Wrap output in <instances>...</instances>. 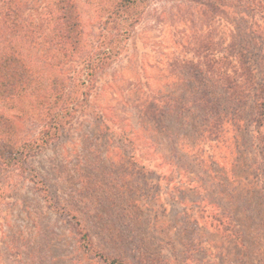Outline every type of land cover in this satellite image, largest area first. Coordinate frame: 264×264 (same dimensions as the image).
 Instances as JSON below:
<instances>
[{
    "label": "rangeland",
    "instance_id": "1",
    "mask_svg": "<svg viewBox=\"0 0 264 264\" xmlns=\"http://www.w3.org/2000/svg\"><path fill=\"white\" fill-rule=\"evenodd\" d=\"M24 1V44L41 81L12 104L0 102V111L25 143L43 129L53 75L80 104L59 138L29 151L22 165L7 163L10 149L0 143V264H108L83 249L79 227L125 264H264V143L255 109L211 131L197 108L181 107L192 105L197 77L179 68L204 61L198 40L228 43L233 28L259 34L261 0L248 17L229 12L222 23L207 0H150L130 34L126 15H110L118 0H77L82 50L116 45L91 88L82 84L84 60L49 58L55 0Z\"/></svg>",
    "mask_w": 264,
    "mask_h": 264
},
{
    "label": "trees",
    "instance_id": "2",
    "mask_svg": "<svg viewBox=\"0 0 264 264\" xmlns=\"http://www.w3.org/2000/svg\"><path fill=\"white\" fill-rule=\"evenodd\" d=\"M23 1L0 0V102L7 104H12L18 97L36 88L41 81L38 61L28 51L26 52L27 46L26 43L24 44L30 33H28L27 27L25 28L27 19L24 15L28 3ZM149 1L118 0L110 15L115 18L117 14L126 15L122 28L126 29V32L129 31L130 34L135 23H138L141 18L138 15L141 14L144 7H147ZM261 2L262 5L258 4L263 7L255 9V11L262 14L260 18L264 22L263 0ZM207 3L209 4L207 7L212 8L215 21L222 23L227 21L229 12L239 18L241 17L238 16L239 14L248 17L247 13L253 10L255 1L207 0ZM132 11L134 13H131ZM49 14L50 45L53 53L56 54L50 55L49 58L52 59L55 56L54 59L60 58L64 61H72L75 58L84 60V71H88V73L87 79H83L82 84H86L87 81L88 87L91 88L96 81L97 74L105 67L107 60L115 50L116 45H114L113 39L105 44L106 47L101 53L91 54L82 50L84 30L77 0H55L49 7ZM130 18H134V20L129 22ZM241 19L244 18L241 17ZM33 22H30L29 26H33ZM256 24L259 26L261 23L257 20ZM231 31L228 43L217 37L198 40L196 50L199 55H203L204 61L201 64L179 66V68H189V72H193L197 77L196 94L193 97L192 105H190L191 100H187L182 101L181 107L187 111H195L197 108L202 114L203 122H206V127L212 131L213 127L218 130L224 124H239L242 111L246 107L253 106L255 121L263 130L261 141L264 143V75L262 79L257 77L256 63L258 64L259 61L254 58L256 56L255 49L261 45L264 48V26L259 34L254 33L253 30L250 33L248 31L243 33L233 28ZM261 57L263 58V53ZM258 65L264 69V64L259 63ZM176 69L178 70V67ZM73 87L75 92L76 85ZM213 90H218L215 91L216 95L214 96L212 95ZM50 97L52 103L46 105L43 110L47 119L40 136L33 141L21 143L16 136L13 119L0 111V143L10 149L7 163L13 162V164L22 165L29 151L40 150L50 145L59 138L61 132L74 118V112L77 111L80 104L79 98L68 90L61 75L52 76ZM222 100L227 103L229 108L227 115L222 113L221 109L224 107V103H221ZM226 116H230V119ZM42 189L46 194L47 187L43 186ZM78 232L83 249L99 256L108 264H125L122 258L110 257L97 249L86 229L79 227Z\"/></svg>",
    "mask_w": 264,
    "mask_h": 264
}]
</instances>
